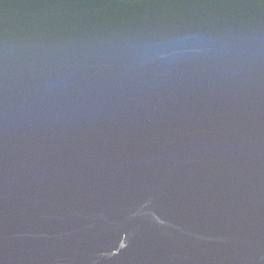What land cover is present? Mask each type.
<instances>
[{
  "label": "water",
  "instance_id": "obj_1",
  "mask_svg": "<svg viewBox=\"0 0 264 264\" xmlns=\"http://www.w3.org/2000/svg\"><path fill=\"white\" fill-rule=\"evenodd\" d=\"M0 264H264V0H0Z\"/></svg>",
  "mask_w": 264,
  "mask_h": 264
}]
</instances>
